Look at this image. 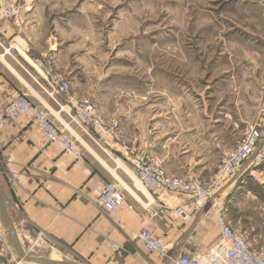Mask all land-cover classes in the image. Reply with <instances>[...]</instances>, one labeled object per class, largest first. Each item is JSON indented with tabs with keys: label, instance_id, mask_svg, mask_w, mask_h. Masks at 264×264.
Listing matches in <instances>:
<instances>
[{
	"label": "rangeland",
	"instance_id": "obj_1",
	"mask_svg": "<svg viewBox=\"0 0 264 264\" xmlns=\"http://www.w3.org/2000/svg\"><path fill=\"white\" fill-rule=\"evenodd\" d=\"M18 1L16 22L29 21L22 32L37 44H53L56 55L43 59L47 67L105 115L106 108L119 128L114 101L127 115L147 117L150 135L140 152L158 161L168 153L175 172L180 165L183 176L207 178L215 169L208 173L209 161L202 160L209 150L215 166L250 126L264 128V0ZM0 44L17 43L0 37ZM7 51L20 61L15 49ZM81 141L112 167L122 161L144 190L119 145L111 141L104 150ZM0 264H16L1 244Z\"/></svg>",
	"mask_w": 264,
	"mask_h": 264
},
{
	"label": "crops",
	"instance_id": "obj_2",
	"mask_svg": "<svg viewBox=\"0 0 264 264\" xmlns=\"http://www.w3.org/2000/svg\"><path fill=\"white\" fill-rule=\"evenodd\" d=\"M28 22L20 25L16 21H6L0 12V37L17 43L6 44L8 48L0 44L4 49H0V102H8L18 94L26 93L47 107L59 125L67 123L69 114L85 94L76 91L71 81L68 93L50 87L49 73L57 72L47 67L43 59L47 55H56V52L53 44H37L32 34L22 32ZM5 48L15 49L20 61L8 57L10 52ZM61 51L59 49L58 53ZM57 74L63 76L61 72ZM106 111L104 108L103 112L109 115ZM113 114L119 119L122 117L120 128L129 146L143 150L150 135L147 117L127 115L119 101H114ZM101 134L97 132V142L93 141L105 150L114 141ZM1 143L0 189L24 248L29 247V237L23 229L25 222L44 233V242L32 250L36 255L55 258L60 254L81 264H172L170 260L144 251L134 240V234L145 226L151 227L157 235L166 238L173 256L181 251L188 255L205 252L219 237L217 215L220 209H226L233 226L244 223L252 248L258 249L264 244V178L254 181L249 168L225 181L215 198L202 207L197 209L194 203H185L184 207L192 214L191 220L185 223L171 209H167L166 214L155 215L161 201L167 202L166 196L158 198L143 194L134 184L133 177L128 175V168L112 167L94 148L97 154L88 150L90 145L86 142L87 148H83L80 158L46 142L31 114L18 120L7 119L1 130ZM121 148L126 157L125 148ZM210 153L209 150L204 155L208 157L202 159L209 161L208 173L215 168L211 166ZM167 154L160 161L168 174L185 175L186 167L179 165L175 172L169 165L171 159L166 157ZM262 172L261 167L255 170L258 175ZM116 181L124 182L127 188L121 182L123 186L134 194L125 191L124 204L108 213L99 205V200L106 184ZM0 226H3L1 217Z\"/></svg>",
	"mask_w": 264,
	"mask_h": 264
},
{
	"label": "built area",
	"instance_id": "obj_3",
	"mask_svg": "<svg viewBox=\"0 0 264 264\" xmlns=\"http://www.w3.org/2000/svg\"><path fill=\"white\" fill-rule=\"evenodd\" d=\"M22 8L18 0H0V12L6 21H17ZM49 76L51 88L62 93L70 91L68 79L57 73H49ZM43 89L48 92L45 87ZM28 114H31L39 125L41 136L46 142L58 145L62 151L75 158L82 157L83 148H87L81 141L80 135L97 142L95 134L102 132L103 135L111 137L116 144L125 148V158L132 167L134 176L145 189V192L141 189L143 194L167 198V202L161 201L160 209L155 212V215L166 214V210L171 209L186 223L191 220L192 214L184 207L185 203L192 202L197 209L202 207L215 198L225 181L245 168L246 170L249 168L250 176L254 181H260L255 170L264 163L262 122L252 125L236 147L224 153L218 160L213 174L203 179L193 175L168 174L162 162L146 152H140L129 146L115 119L102 113L97 104L83 99L69 114L67 123L61 125L54 120L53 114L47 107L37 103L26 93L18 94L8 102H0V150L2 149L1 130L5 121L18 120ZM99 146L103 148L101 144ZM125 191L129 193L120 181L107 183L99 205L108 213L114 212L124 204ZM130 207L133 208L132 205ZM217 217L219 237L205 252H194L188 255L181 251L173 256L166 238L157 235L151 227L147 226L138 230L133 238L144 251L170 260L172 264H264V244L258 249L252 248L248 232L242 226L232 225L226 209H220ZM23 229L29 237L27 251L31 253L36 246L44 242V233L28 222L23 224ZM0 244L10 260H14L16 264L24 261L17 258L3 226H0Z\"/></svg>",
	"mask_w": 264,
	"mask_h": 264
},
{
	"label": "water",
	"instance_id": "obj_4",
	"mask_svg": "<svg viewBox=\"0 0 264 264\" xmlns=\"http://www.w3.org/2000/svg\"><path fill=\"white\" fill-rule=\"evenodd\" d=\"M7 200L0 189V217L4 228L7 231L8 239L19 258L32 264H80L71 260L54 259L52 257H44L28 252L20 239L18 229L15 225L12 215L7 206Z\"/></svg>",
	"mask_w": 264,
	"mask_h": 264
},
{
	"label": "bare ground",
	"instance_id": "obj_5",
	"mask_svg": "<svg viewBox=\"0 0 264 264\" xmlns=\"http://www.w3.org/2000/svg\"><path fill=\"white\" fill-rule=\"evenodd\" d=\"M89 148L88 149H90L94 154H97L93 149H92V147H90V146H88ZM98 158H100L98 155H96ZM101 159V158H100ZM102 160V159H101ZM104 162V161H103ZM105 163V162H104ZM116 163H117V166L118 167H122V168H127L126 167V165L122 162V161H120V160H117L116 161ZM106 164V163H105ZM107 166H108V168H110L113 172H115L114 171V168H112V167H110L108 164H106ZM144 189V188H143ZM144 192H145V189L143 190ZM54 259H58V258H54Z\"/></svg>",
	"mask_w": 264,
	"mask_h": 264
}]
</instances>
